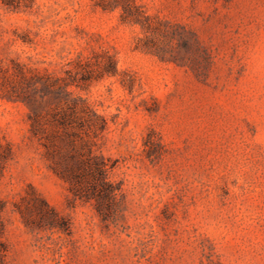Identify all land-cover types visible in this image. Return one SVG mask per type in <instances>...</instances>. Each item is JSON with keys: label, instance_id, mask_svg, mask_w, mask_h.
Returning <instances> with one entry per match:
<instances>
[{"label": "rangeland", "instance_id": "1", "mask_svg": "<svg viewBox=\"0 0 264 264\" xmlns=\"http://www.w3.org/2000/svg\"><path fill=\"white\" fill-rule=\"evenodd\" d=\"M137 2L132 22L90 0H0L1 63L90 60L74 94L107 119L113 189L74 195L25 104L0 96L8 264H264V0Z\"/></svg>", "mask_w": 264, "mask_h": 264}, {"label": "trees", "instance_id": "2", "mask_svg": "<svg viewBox=\"0 0 264 264\" xmlns=\"http://www.w3.org/2000/svg\"><path fill=\"white\" fill-rule=\"evenodd\" d=\"M104 11L120 9L122 21L138 22L143 14L137 0H90ZM10 59L0 62V90L2 97L20 101L28 109L29 137L43 149L48 166L69 184L74 195L83 196L90 189L111 194L107 181L108 165L101 154L99 140L107 129V119L96 112L86 97L74 90L89 88L94 70L90 60L81 54L71 58L61 55L54 69L38 67V62ZM97 69H106L99 65ZM64 72L65 76L58 75ZM74 87V89H72ZM7 151L11 148L7 145ZM43 204H48L43 200ZM5 204L0 201V237L4 228L2 213ZM21 215L23 211L18 207ZM5 245L0 239V264L5 260Z\"/></svg>", "mask_w": 264, "mask_h": 264}]
</instances>
